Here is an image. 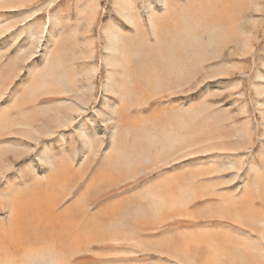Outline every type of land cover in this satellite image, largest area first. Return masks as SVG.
Segmentation results:
<instances>
[{"label":"rangeland","instance_id":"obj_1","mask_svg":"<svg viewBox=\"0 0 264 264\" xmlns=\"http://www.w3.org/2000/svg\"><path fill=\"white\" fill-rule=\"evenodd\" d=\"M0 264H264V0H0Z\"/></svg>","mask_w":264,"mask_h":264},{"label":"bare ground","instance_id":"obj_2","mask_svg":"<svg viewBox=\"0 0 264 264\" xmlns=\"http://www.w3.org/2000/svg\"><path fill=\"white\" fill-rule=\"evenodd\" d=\"M149 61V60H148ZM151 61V60H150ZM146 63H147V61H146ZM82 263V262H81Z\"/></svg>","mask_w":264,"mask_h":264}]
</instances>
